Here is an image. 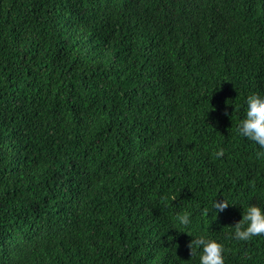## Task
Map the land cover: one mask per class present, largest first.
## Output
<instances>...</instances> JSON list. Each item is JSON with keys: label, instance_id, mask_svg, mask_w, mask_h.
Returning <instances> with one entry per match:
<instances>
[{"label": "trees", "instance_id": "1", "mask_svg": "<svg viewBox=\"0 0 264 264\" xmlns=\"http://www.w3.org/2000/svg\"><path fill=\"white\" fill-rule=\"evenodd\" d=\"M252 92L264 0H0V264H264Z\"/></svg>", "mask_w": 264, "mask_h": 264}, {"label": "clouds", "instance_id": "2", "mask_svg": "<svg viewBox=\"0 0 264 264\" xmlns=\"http://www.w3.org/2000/svg\"><path fill=\"white\" fill-rule=\"evenodd\" d=\"M238 131L242 136L264 146V93L252 92L247 95L245 115L239 121ZM223 154L224 150L221 148L217 155ZM214 207L221 212L229 207V203L217 200ZM203 211L207 214L209 209L205 208ZM242 215V220L235 225L234 235L237 239L247 240L264 234V206L249 204ZM178 219L181 224L187 225L190 214L184 212ZM189 247L192 254L199 250L200 264H225L224 245L214 238L199 235L190 242Z\"/></svg>", "mask_w": 264, "mask_h": 264}, {"label": "bare ground", "instance_id": "3", "mask_svg": "<svg viewBox=\"0 0 264 264\" xmlns=\"http://www.w3.org/2000/svg\"><path fill=\"white\" fill-rule=\"evenodd\" d=\"M12 221V220H11ZM7 223V222H6ZM12 223V222H11ZM34 223V222H33ZM42 225V224H41ZM19 228V227H18ZM30 228V227H29ZM38 228V227H37ZM26 232V231H25ZM10 233V231H9ZM21 233V232H20ZM32 234V233H31ZM37 234V233H36ZM43 235V234H42ZM20 236V235H19ZM20 238V237H19ZM28 241V240H27ZM24 242V241H23ZM27 243V242H26ZM41 244V243H40ZM17 246V245H16ZM30 247V246H29ZM32 248V247H31ZM13 249V248H12ZM28 251V250H27ZM36 252V251H35ZM17 256V255H16ZM35 257V256H34ZM41 262V261H40Z\"/></svg>", "mask_w": 264, "mask_h": 264}]
</instances>
